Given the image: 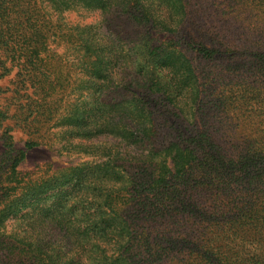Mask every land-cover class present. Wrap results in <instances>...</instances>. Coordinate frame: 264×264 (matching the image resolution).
Listing matches in <instances>:
<instances>
[{
    "label": "trees",
    "instance_id": "16d2710c",
    "mask_svg": "<svg viewBox=\"0 0 264 264\" xmlns=\"http://www.w3.org/2000/svg\"><path fill=\"white\" fill-rule=\"evenodd\" d=\"M190 5L0 0V124L28 137L0 152V264H264V122L222 102L215 117L188 52L219 48L186 27ZM78 10L98 20L64 22ZM59 50L77 71L55 68ZM55 141L82 157L17 171Z\"/></svg>",
    "mask_w": 264,
    "mask_h": 264
},
{
    "label": "rangeland",
    "instance_id": "374dc122",
    "mask_svg": "<svg viewBox=\"0 0 264 264\" xmlns=\"http://www.w3.org/2000/svg\"><path fill=\"white\" fill-rule=\"evenodd\" d=\"M189 1L191 13L186 27L195 30L198 26L206 30L208 37H212L217 43L216 47L219 48V53L208 62L200 61L196 53L188 52L200 74L201 83H208V87L213 89L214 97L211 100L216 108L215 117H224L220 109L223 107L220 104L222 102L224 105L229 104L228 109L236 111L237 114H249L250 109L253 108V113L249 115V122H264V66H262L264 54L260 53L264 41V0ZM63 20L71 25L91 24L95 23L98 17L96 14L78 10L64 14ZM57 54L60 58L58 57L59 60H55L53 65L64 74L67 72L72 74L74 68L76 70L79 66L78 57L71 50H59ZM8 86L6 81H0L1 91ZM249 89L254 90V95L246 93ZM242 90H244L243 98L238 99L236 95H242ZM22 103L24 105V102ZM10 104L11 102L4 100V97H0V109L6 105L10 107ZM246 110L248 111L245 112ZM2 124H0V152H7V149L2 148L3 145H11L12 156H17V152L23 149L28 137L20 130L14 129L10 132L3 128L6 125L12 127L13 122L7 121L6 124ZM224 124L223 133L232 132L237 136L240 131L246 132V127H243V130L242 128L232 129L227 123ZM262 127L255 125L253 131L260 130ZM7 136L12 138L8 139ZM240 147L245 149L244 144ZM59 149L60 146L55 141L51 145L39 146L26 152V157L17 171L21 174H39L76 163L82 157L66 155Z\"/></svg>",
    "mask_w": 264,
    "mask_h": 264
}]
</instances>
